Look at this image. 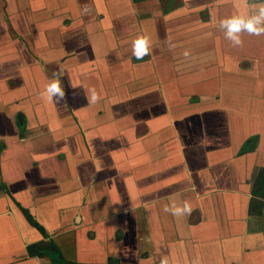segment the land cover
Wrapping results in <instances>:
<instances>
[{
    "label": "crops",
    "instance_id": "crops-1",
    "mask_svg": "<svg viewBox=\"0 0 264 264\" xmlns=\"http://www.w3.org/2000/svg\"><path fill=\"white\" fill-rule=\"evenodd\" d=\"M257 3L0 0V264H264Z\"/></svg>",
    "mask_w": 264,
    "mask_h": 264
},
{
    "label": "clouds",
    "instance_id": "clouds-1",
    "mask_svg": "<svg viewBox=\"0 0 264 264\" xmlns=\"http://www.w3.org/2000/svg\"><path fill=\"white\" fill-rule=\"evenodd\" d=\"M219 28L224 32L233 47H242L244 41L242 33L251 36H264V0L252 6V11L246 15H234L219 21ZM152 47L151 37L141 35L133 42L132 54L137 60H143L145 56L150 55ZM188 53L185 52V56ZM41 96L49 103L59 104L65 98V90L62 88L59 79H53L41 92ZM102 98V92H98L95 87L87 90L86 99L90 104H96ZM193 206L188 200L177 203L175 199L170 198V202L165 206L164 211L174 217L188 216L193 211ZM160 264H169L167 256H163Z\"/></svg>",
    "mask_w": 264,
    "mask_h": 264
},
{
    "label": "water",
    "instance_id": "water-1",
    "mask_svg": "<svg viewBox=\"0 0 264 264\" xmlns=\"http://www.w3.org/2000/svg\"><path fill=\"white\" fill-rule=\"evenodd\" d=\"M112 264H117V263H112Z\"/></svg>",
    "mask_w": 264,
    "mask_h": 264
}]
</instances>
